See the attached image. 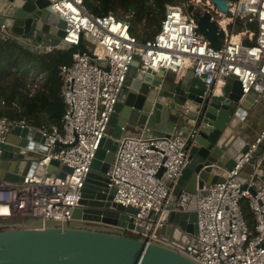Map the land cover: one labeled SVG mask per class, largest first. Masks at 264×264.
<instances>
[{
    "label": "built area",
    "instance_id": "obj_1",
    "mask_svg": "<svg viewBox=\"0 0 264 264\" xmlns=\"http://www.w3.org/2000/svg\"><path fill=\"white\" fill-rule=\"evenodd\" d=\"M228 11L212 0H185L168 4L159 32L140 40L131 32L129 16L91 12L84 0H55L51 9L66 20L65 35L57 45L36 44L0 24L3 38H12L39 51L76 47L72 61L60 65L61 93L65 102L62 124L38 128L44 136L42 151L32 152L29 171L19 181L0 180V222L6 225L31 219L74 220L86 179L102 139L108 135L131 63L140 56L143 72H173L176 81L189 72L203 80L212 95H221L231 75L241 82L243 94L264 103V0H227ZM209 10L224 28L220 48L211 46L198 29L195 11ZM83 34L96 41L80 51ZM243 112L241 120L245 119ZM24 119L0 116V143L7 142L14 126ZM30 126V125H29ZM107 177L113 200L138 211L135 226L102 224L148 240H161V227L172 210L188 211L194 193L174 190L190 161L186 146L195 130L171 135L131 132L123 126ZM32 151V148L29 149ZM58 160L55 169H48ZM253 170L238 180L243 168ZM44 166L41 173L36 170ZM63 165L71 168L61 174ZM264 127L252 139L242 157L222 180L204 185L197 195L196 238L202 245L179 247L203 264H264ZM254 216L252 228L244 216L243 199ZM177 202L176 206L173 204ZM140 225L142 228L137 227Z\"/></svg>",
    "mask_w": 264,
    "mask_h": 264
},
{
    "label": "water",
    "instance_id": "obj_2",
    "mask_svg": "<svg viewBox=\"0 0 264 264\" xmlns=\"http://www.w3.org/2000/svg\"><path fill=\"white\" fill-rule=\"evenodd\" d=\"M55 0H0V24L36 44L57 45L65 35L66 20L51 9ZM228 11L227 0H212ZM198 29L211 46L221 47L224 28L212 18L209 10L197 8ZM83 38L93 42L92 34H83L80 51H89ZM140 64L136 55L131 63ZM131 67V66H130ZM139 89L126 80L121 88L115 110L109 120L106 135L97 150L92 169L86 179L80 205L73 212L74 220L31 219L6 225L0 222V264H203L181 250L187 245H199L196 235L197 195L204 193V185L224 179L247 149V138L240 132L241 115L255 101L252 94H243L241 82L231 75L221 95H212L205 82L189 72L176 81L160 72H143ZM166 81L174 84L170 89ZM169 109L166 125L161 126L164 108ZM244 109V110H243ZM184 132L195 130L194 141L187 144L190 161L175 187V195L183 189L194 193L188 211L172 210L161 227V240L134 237L127 232L102 224L135 226L132 205L124 206L113 200L107 171L113 160L123 126L147 129L157 135H171L177 126ZM44 136L40 129L26 125L14 126L7 142L0 143V180L19 181L29 171L32 152L42 151ZM32 148V151L29 149ZM53 160L48 169H55ZM39 165L36 172L41 173ZM253 170L247 164L238 180L245 181ZM71 168L63 165L62 175ZM264 175V167L259 170ZM104 178V181H101ZM177 202L173 204L176 206ZM137 227L142 228L140 225Z\"/></svg>",
    "mask_w": 264,
    "mask_h": 264
},
{
    "label": "trees",
    "instance_id": "obj_3",
    "mask_svg": "<svg viewBox=\"0 0 264 264\" xmlns=\"http://www.w3.org/2000/svg\"><path fill=\"white\" fill-rule=\"evenodd\" d=\"M183 1L185 0H84V3L94 14L113 12L118 17L128 15L131 32L140 40H146L154 38L159 32L167 5ZM76 49L55 47L50 51H39L12 38H3L0 34V116L30 122L33 119L31 115L37 112L34 102L41 99L39 94L29 97L26 93L30 92V85L34 83L36 74L43 73L46 77L45 86L53 96L52 100L49 98V118L52 124H62L65 103L61 96L59 68L61 64L72 61ZM243 211L249 225L254 228V216L246 202H243ZM131 235L139 237L137 234Z\"/></svg>",
    "mask_w": 264,
    "mask_h": 264
},
{
    "label": "crops",
    "instance_id": "obj_4",
    "mask_svg": "<svg viewBox=\"0 0 264 264\" xmlns=\"http://www.w3.org/2000/svg\"><path fill=\"white\" fill-rule=\"evenodd\" d=\"M166 74L168 76L174 77L173 72H166ZM45 81H46V77L44 76L43 73L36 74V76L34 77V83L30 85V92L26 93L29 97H34L37 94L40 95L39 97L41 101L35 100L34 102L37 112H35V115H31L33 119H30V122L32 123L28 122V125L36 128H42V127H47L49 125H53L47 111L49 106V98H51L52 100L53 96L50 94V89L45 86ZM15 105L18 104L16 103ZM245 113H246V117L245 119H242V128H240V132L247 138V140H252L264 127V103L255 102V101L250 102V107L247 109V111H245ZM24 120L26 121V119ZM33 122L36 123V125ZM180 126H181L180 124L177 126L176 132H184L183 130H181ZM130 129L131 132H135V133L145 132L148 134H152L148 132L147 129H139V128H131V127Z\"/></svg>",
    "mask_w": 264,
    "mask_h": 264
},
{
    "label": "rangeland",
    "instance_id": "obj_5",
    "mask_svg": "<svg viewBox=\"0 0 264 264\" xmlns=\"http://www.w3.org/2000/svg\"><path fill=\"white\" fill-rule=\"evenodd\" d=\"M86 43L88 46L92 47L93 45V41L89 40V39H85ZM138 65L137 63H133L127 73V76H126V83L128 85H130L131 87H134L136 89H139L140 88V84H141V80L138 79V77H136V73H137V70H138ZM164 86L167 87V88H170V89H173L174 88V84L171 83L170 81H166L164 83ZM168 113H169V109L167 107L164 108V111H163V120L162 122L160 123L161 126H164L166 125V122H167V119H168ZM243 202L247 203L248 204V200L246 198L243 199ZM251 211V209H250ZM252 212V211H251Z\"/></svg>",
    "mask_w": 264,
    "mask_h": 264
},
{
    "label": "flooded vegetation",
    "instance_id": "obj_6",
    "mask_svg": "<svg viewBox=\"0 0 264 264\" xmlns=\"http://www.w3.org/2000/svg\"><path fill=\"white\" fill-rule=\"evenodd\" d=\"M105 179L104 178H101V181H104Z\"/></svg>",
    "mask_w": 264,
    "mask_h": 264
}]
</instances>
